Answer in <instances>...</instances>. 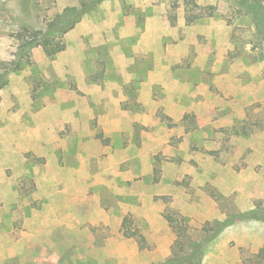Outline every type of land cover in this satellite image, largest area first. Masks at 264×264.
<instances>
[{"label": "rangeland", "instance_id": "obj_1", "mask_svg": "<svg viewBox=\"0 0 264 264\" xmlns=\"http://www.w3.org/2000/svg\"><path fill=\"white\" fill-rule=\"evenodd\" d=\"M0 0V264H264V0ZM30 36V35H28ZM19 62V69H12Z\"/></svg>", "mask_w": 264, "mask_h": 264}, {"label": "trees", "instance_id": "obj_2", "mask_svg": "<svg viewBox=\"0 0 264 264\" xmlns=\"http://www.w3.org/2000/svg\"><path fill=\"white\" fill-rule=\"evenodd\" d=\"M103 0H81L80 7L67 9L65 14L59 15L58 18L51 21L49 28L46 31L30 30L26 28L24 31L16 34L17 38L24 41L27 49L35 46H42L48 55H54L65 49L63 40H56L53 37V31L59 30L66 32L72 29L77 22L81 20L84 14L96 7ZM30 35V36H28ZM19 62H15L12 69H19ZM6 73L0 79V89L6 82ZM166 219L172 231L175 234V239L171 247V253L165 260L164 264H203V253L206 242L211 240L227 225L233 222V219H227L219 222V227L213 230L209 224L204 226L206 235L199 239L195 236L193 228L178 216L168 213ZM255 262H264V245L255 256Z\"/></svg>", "mask_w": 264, "mask_h": 264}]
</instances>
